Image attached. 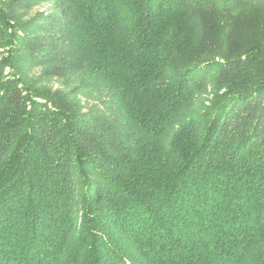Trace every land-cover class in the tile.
<instances>
[{
    "label": "trees",
    "instance_id": "1",
    "mask_svg": "<svg viewBox=\"0 0 264 264\" xmlns=\"http://www.w3.org/2000/svg\"><path fill=\"white\" fill-rule=\"evenodd\" d=\"M41 1L0 0V264H264V0Z\"/></svg>",
    "mask_w": 264,
    "mask_h": 264
},
{
    "label": "rangeland",
    "instance_id": "2",
    "mask_svg": "<svg viewBox=\"0 0 264 264\" xmlns=\"http://www.w3.org/2000/svg\"><path fill=\"white\" fill-rule=\"evenodd\" d=\"M56 0H43L41 2H37L36 4L33 5L31 9H28L25 11V17H32L38 12H43L45 14H48L53 6L55 5ZM33 74L35 77H39L42 82L48 86L52 87H63L66 88L67 90L73 89L77 82L74 76L68 75L65 77H59L55 75H51L48 73L47 69L45 66L37 67L33 70ZM76 98L82 100V102L86 105L89 106L90 104L96 102V98L93 96H87L86 93H78L76 95Z\"/></svg>",
    "mask_w": 264,
    "mask_h": 264
}]
</instances>
